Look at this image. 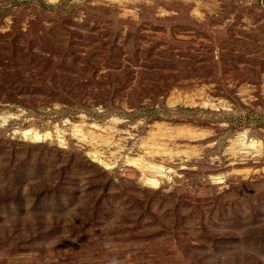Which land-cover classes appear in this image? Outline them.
<instances>
[{
	"label": "rangeland",
	"instance_id": "1",
	"mask_svg": "<svg viewBox=\"0 0 264 264\" xmlns=\"http://www.w3.org/2000/svg\"><path fill=\"white\" fill-rule=\"evenodd\" d=\"M4 116L0 264H264V0H0Z\"/></svg>",
	"mask_w": 264,
	"mask_h": 264
},
{
	"label": "bare ground",
	"instance_id": "2",
	"mask_svg": "<svg viewBox=\"0 0 264 264\" xmlns=\"http://www.w3.org/2000/svg\"><path fill=\"white\" fill-rule=\"evenodd\" d=\"M9 119V117H6V116H4V117H0V123H2V124H4V123H6L7 122V120ZM24 133V135L26 136V137H28L29 139H32V140H34V141H41V140H43L44 139V137H47L46 135H40V134H38V133H33V132H30V131H25V132H23ZM75 133L76 134H74L75 136H77V137H80V136H82L83 137V135H82V133H81V130H79V131H75ZM245 137L244 136H242V141H243V139H244ZM248 148H254V145H249L248 146ZM248 148H245V149H248ZM156 150H157V148H156ZM163 152V151H162ZM155 153V151H152V152H149L148 154H154ZM176 154H179V152H177ZM175 154V155H176ZM171 155H173L172 153H169V156H171ZM90 156H91V158L94 160V161H96L97 163H99L100 165H103V166H105V167H109V164H107L103 159H102V157H101V155L99 154V153H97V152H94V153H92V154H90ZM136 161V165L139 167V168H141V169H145V170H150V171H154V173H159L162 169L160 168V167H158V166H152L150 163H148V162H144L143 161V159H136L135 160ZM127 162H130V160H128ZM144 181L148 184V185H153V186H155L156 184H157V182L155 181V180H152V178H144Z\"/></svg>",
	"mask_w": 264,
	"mask_h": 264
}]
</instances>
